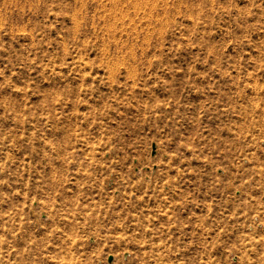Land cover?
<instances>
[{
    "label": "rangeland",
    "instance_id": "374dc122",
    "mask_svg": "<svg viewBox=\"0 0 264 264\" xmlns=\"http://www.w3.org/2000/svg\"><path fill=\"white\" fill-rule=\"evenodd\" d=\"M0 264H264V0H0Z\"/></svg>",
    "mask_w": 264,
    "mask_h": 264
},
{
    "label": "water",
    "instance_id": "95a60500",
    "mask_svg": "<svg viewBox=\"0 0 264 264\" xmlns=\"http://www.w3.org/2000/svg\"><path fill=\"white\" fill-rule=\"evenodd\" d=\"M112 260H113V258H112V257H110V258H109V262H112Z\"/></svg>",
    "mask_w": 264,
    "mask_h": 264
}]
</instances>
